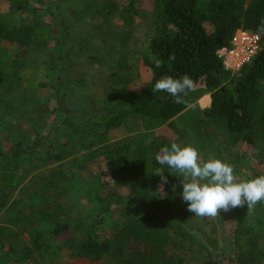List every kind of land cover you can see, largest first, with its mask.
<instances>
[{
    "label": "trees",
    "instance_id": "16d2710c",
    "mask_svg": "<svg viewBox=\"0 0 264 264\" xmlns=\"http://www.w3.org/2000/svg\"><path fill=\"white\" fill-rule=\"evenodd\" d=\"M72 1L10 0L8 13L0 12V38L18 47H47L36 36L47 28L58 53L53 61L59 62L55 80L39 84L47 88V99L34 94L32 98L39 101H33L22 92L17 97L14 76L18 74L6 72L7 52L0 47V133L8 130L4 119L13 113H22L33 129L54 116L45 134L35 129L32 142L27 133L8 130L9 146L0 149V213L5 210L6 219L10 208L18 211L10 217L13 226L5 219L0 225V256L20 255L34 264L37 255L55 243L81 261L107 258L116 264H188L187 256L204 248L195 231H210L217 213L232 219L230 251L214 257L204 250L194 264H264V174L255 168L264 165V0H78L73 14L56 16L50 11ZM42 7L52 16L51 26L21 18ZM115 17L128 28H116ZM85 18L97 21L84 36H76ZM148 18L155 33L149 50L142 49L140 54L151 74L134 86L127 72L130 27ZM238 28L259 33L261 49L250 65L231 74L223 69L216 51L228 44ZM97 35L106 51L89 58L98 65L94 71L102 72L99 67L106 71L88 81L101 78L100 100L90 107L93 96L84 99L80 95L70 104L68 93L92 76L90 69L75 75L71 56L90 46ZM196 87L210 93L209 107L192 105L191 91ZM49 97L54 101L51 110L46 107ZM145 117L154 118L155 124L166 122L173 136L157 133L136 144L129 139L110 142L111 130L124 126L135 131L139 118ZM190 140L219 147L220 153L206 166L196 167V174L212 178L211 188L232 195L215 210L200 200L182 203L184 192L192 186L178 183V173L203 149L190 146ZM37 142L42 146L35 148ZM70 149H96L103 158L114 192L101 196L94 187L91 193L99 216L118 217L109 235H96L101 218H72L70 209L57 201L69 183H78L63 167L39 177L38 199L46 202L44 210H38L37 200L28 203L26 212L18 209V201L8 206L14 188L37 168V152L56 163ZM199 207L204 213L196 214ZM193 211L188 224L185 217L190 219ZM197 218L202 219L203 228ZM23 231L28 232L29 243L19 237ZM66 232L68 237L60 238Z\"/></svg>",
    "mask_w": 264,
    "mask_h": 264
},
{
    "label": "rangeland",
    "instance_id": "374dc122",
    "mask_svg": "<svg viewBox=\"0 0 264 264\" xmlns=\"http://www.w3.org/2000/svg\"><path fill=\"white\" fill-rule=\"evenodd\" d=\"M52 3H54V0ZM71 4L66 5L63 4L60 7H53L50 9L52 14L56 16H62L66 14L75 13L76 8L79 5V1L75 0L70 2ZM147 8H150V3L145 2ZM10 7V0H0V12L8 13ZM151 10V9H150ZM10 16L17 18V14H11ZM21 16V15H20ZM27 19L29 23L43 24L47 26H51L52 16L44 10L35 12L34 14L26 13L21 16V18ZM20 18V17H18ZM22 21V20H21ZM97 21L95 19L85 18L81 24L80 32L76 33V36H84L88 30L91 28V25ZM113 25H115L118 29H127L128 27L124 26L122 22L115 17L112 20ZM131 35L130 41L128 43V60L129 66L127 72L133 78V85L140 86L143 82L147 81L150 76V70L146 68L144 64H142L140 50H149V42L153 37L155 30L153 25L150 23V19L137 20V22L130 27ZM52 33L47 28H43V30L37 33V38L44 42L45 46L39 47H18L16 43L6 42L2 38H0V47L5 48L7 52V57L5 58V70L6 72H16L18 75H15V84L14 90L15 95L18 97L20 92L25 94L26 96H31L30 99L33 101H39L38 99L32 98L34 94L39 97L47 99L49 96L47 88H42L39 86L40 83H50L55 80L56 75L59 73V62L53 61L57 60L58 53L55 50L54 40L52 38ZM92 44L90 46H86L83 51H75L72 54V58L74 59L76 65L73 69V73L78 75L80 73H86L85 69H90L92 72V76L89 79L81 81L78 89L72 90V92L68 93V101L71 103L76 102L81 99L80 95L84 98H93L90 99V107L94 104L98 103L100 100V88H101V78L88 80L93 78H99L100 73L105 72L106 70L102 67H99V71H94L95 68L98 67L97 64L91 62V58L89 56H100L104 54L106 51V46L101 41V38L97 35L93 38ZM15 64V65H14ZM250 65V63L246 64V66ZM122 71V70H120ZM114 73H118L116 70H113ZM109 73V72H108ZM73 84H76L75 82ZM196 89L200 90L201 88L196 87ZM193 90V89H192ZM197 92V91H196ZM192 93V92H191ZM195 94L192 93L193 96ZM98 95V97H97ZM26 98V97H25ZM76 99V100H75ZM75 100V101H74ZM49 106H46L47 109H52L53 102L52 98L49 97ZM41 103V102H40ZM87 103V102H85ZM42 104V103H41ZM45 111L47 110L44 108ZM53 115L49 118H45L43 122H41L36 128H40V134H45L52 124ZM5 128L8 130H16L27 133V138H30V142L34 140V134H36L35 129L31 128L29 125V121H26L24 115L22 113L12 114L10 116H6L4 119ZM154 118H139V123H137V131H129L127 127L121 126L114 130L110 131V142L115 144L124 139H129L133 144L138 143L139 139L148 140L153 135L160 133L164 134L168 137H172V131L166 126V122H162L161 124H155ZM158 122V121H157ZM154 123V124H153ZM8 130H6L3 135L0 133V149L8 148L10 142V134H7ZM6 135V137L4 136ZM201 146L202 151H199L198 157L196 159L188 160V163L185 169L181 170L178 173V183L183 184L185 186H192L191 189H187L183 194L182 203L190 205L192 201H201L203 204L209 205L213 207L215 210L219 204L223 203L227 198L231 197L230 193H223L220 190H216L211 188L212 181L210 177L202 178L200 175L196 174L197 166H206L208 164V160L213 159V155L220 153L218 146H212L210 148L205 146V142L203 140H190L189 145L193 146ZM42 143L37 142L34 147H41ZM41 150V149H39ZM65 157L62 161L53 163L49 161L45 154L42 151L37 152L36 154V162L38 164L37 168L30 172L34 166L28 168L27 177L23 182L17 185V187L13 190V195L8 201V206L15 204L18 201V209L20 211L24 210L26 212L27 206L29 202L33 200H37L39 203L37 204L38 210H44L46 202L38 199L41 186L37 183L40 181V175L45 174H54V172L61 170L60 167H63L67 170V174H70L78 183L72 186V183H69L67 186V191L63 193L61 198H58L60 195H57V201L64 203L65 207L70 209V216L77 217L80 220H94L101 218V222L99 225H96V235L98 237H104L105 235H109L112 232V226L115 224V218H118L117 215H109L103 214L99 216V211L97 210L96 203L93 199L92 193L94 192V187L97 192L100 193L101 196H105L106 193H113L114 189L110 184V180L104 169V163L102 156L98 153V150L92 149L85 152L76 151L72 152L70 149V153L64 151ZM34 156V155H33ZM73 159V160H72ZM31 166V162H30ZM258 172L264 174V165L257 164L255 166ZM50 172H47L51 170ZM23 171H26L24 169ZM26 171V172H27ZM226 174V173H224ZM210 178V179H209ZM63 181V180H61ZM59 181V182H61ZM72 186V187H70ZM92 192V193H91ZM50 200L54 198H49ZM253 202L254 201H250ZM25 205V206H24ZM206 205H203L202 208ZM10 207L7 208L9 210ZM15 208V207H14ZM200 208V207H199ZM12 209V212L10 210ZM52 209V208H51ZM8 211L9 216L5 219V210L0 213V225L6 222L4 221L10 220L14 218L18 211H15L13 208H10ZM195 211V210H194ZM194 211L192 212V217L189 219L185 217L186 222L189 224V220L193 219ZM204 213L200 208L199 212L196 214ZM256 214V212H255ZM214 218V225L211 226L210 231L204 232L201 230H196V234L199 233L201 236V244H204V248H199L198 252H191L186 260L188 264H194L198 261L200 253L204 250L211 251L212 256H226L230 251V238H231V227L233 226L232 219L225 214H217ZM257 216V214H256ZM254 214H252L251 218H256ZM63 215L60 217L63 219ZM202 219L197 218L198 223L203 226L205 225ZM10 225L13 226V223L9 221ZM21 239L24 242L29 243V234L26 231L20 233ZM67 232L64 233L60 238H67ZM3 252V249L0 248V253ZM201 260V259H200ZM81 261L77 258H73L70 255V251L67 248H60L57 244L53 243V247L46 251H42L41 254L37 255V259L34 264H73L75 262ZM101 264H116L112 261H109L107 258L98 260ZM0 264H33L29 263L26 259H24L20 255H7L0 256Z\"/></svg>",
    "mask_w": 264,
    "mask_h": 264
},
{
    "label": "built area",
    "instance_id": "2783aa9c",
    "mask_svg": "<svg viewBox=\"0 0 264 264\" xmlns=\"http://www.w3.org/2000/svg\"><path fill=\"white\" fill-rule=\"evenodd\" d=\"M261 49V35L242 28L236 29L228 44L216 51L224 70L238 74L240 69L251 63ZM73 264H101L99 262L78 261Z\"/></svg>",
    "mask_w": 264,
    "mask_h": 264
},
{
    "label": "crops",
    "instance_id": "0c3cea01",
    "mask_svg": "<svg viewBox=\"0 0 264 264\" xmlns=\"http://www.w3.org/2000/svg\"><path fill=\"white\" fill-rule=\"evenodd\" d=\"M199 88H201V89L198 90V89L194 88L191 91L192 93L195 92V94L193 96L191 95L192 105L196 103L201 108H207L211 104V95L203 87H199Z\"/></svg>",
    "mask_w": 264,
    "mask_h": 264
}]
</instances>
